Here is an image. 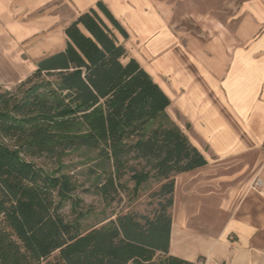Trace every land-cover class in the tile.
<instances>
[{
  "label": "trees",
  "instance_id": "1",
  "mask_svg": "<svg viewBox=\"0 0 264 264\" xmlns=\"http://www.w3.org/2000/svg\"><path fill=\"white\" fill-rule=\"evenodd\" d=\"M97 7L126 37L107 7ZM65 33V50L42 59L17 92L0 87V264H49L55 253L51 264H198L170 254L171 207L175 177L207 159L167 115L171 100L151 75L125 61L126 48L95 9ZM80 149L97 152L105 200L115 202L128 182L137 193L154 181L157 207L89 230L68 220L64 201L77 188L59 173Z\"/></svg>",
  "mask_w": 264,
  "mask_h": 264
},
{
  "label": "crops",
  "instance_id": "2",
  "mask_svg": "<svg viewBox=\"0 0 264 264\" xmlns=\"http://www.w3.org/2000/svg\"><path fill=\"white\" fill-rule=\"evenodd\" d=\"M102 2L127 33L114 29ZM0 0V85L64 51L66 27L95 9L171 100L166 113L207 159L178 174L170 254L198 264H264V0Z\"/></svg>",
  "mask_w": 264,
  "mask_h": 264
},
{
  "label": "rangeland",
  "instance_id": "3",
  "mask_svg": "<svg viewBox=\"0 0 264 264\" xmlns=\"http://www.w3.org/2000/svg\"><path fill=\"white\" fill-rule=\"evenodd\" d=\"M73 3L74 0H67V23L69 21L68 17L72 16ZM1 88L17 92V86ZM36 162L38 164L42 163L40 160H36ZM97 166V152L90 149L76 150L65 157L59 174L70 175L77 188L71 193L70 198L64 201L62 212L68 220L75 222L80 218L79 222H81L82 228L89 230L93 227H100L106 224L115 214L128 210L147 214L157 207V199H154L152 195L159 186L154 181L150 182L145 189L137 193L133 192V182H128L131 192L129 190L121 192L115 202L105 200L97 192L96 185L100 174H102L101 169ZM110 167L107 166V169L110 170ZM255 187H258V191H264V188L256 185ZM80 214H84V216L79 217ZM57 255L58 253H55L49 261L55 263Z\"/></svg>",
  "mask_w": 264,
  "mask_h": 264
},
{
  "label": "built area",
  "instance_id": "4",
  "mask_svg": "<svg viewBox=\"0 0 264 264\" xmlns=\"http://www.w3.org/2000/svg\"><path fill=\"white\" fill-rule=\"evenodd\" d=\"M256 186H259L260 188H264V185L261 180H257Z\"/></svg>",
  "mask_w": 264,
  "mask_h": 264
}]
</instances>
